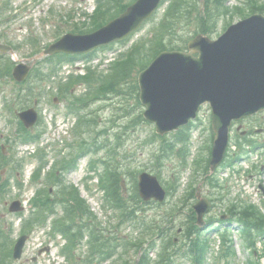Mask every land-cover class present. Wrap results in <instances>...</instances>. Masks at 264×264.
<instances>
[{"label":"rangeland","instance_id":"obj_1","mask_svg":"<svg viewBox=\"0 0 264 264\" xmlns=\"http://www.w3.org/2000/svg\"><path fill=\"white\" fill-rule=\"evenodd\" d=\"M1 1L2 0H0V8ZM7 1L10 2V11L7 12L4 16L3 13L0 14L1 18L3 17L0 20V34H2L3 37L1 42L15 46L17 48L15 52L17 60L15 61L16 63L25 61L28 64L34 66L37 65L38 61L40 60L38 63L39 65L42 59H39L40 54L32 56V49L28 44L29 38H39L41 47L45 48V46L57 41L58 37H61L62 35H65L67 33H71L77 22L79 24H83L86 20L84 15L92 14L94 9L96 8L95 0H41V8H35L34 12L27 11L25 13H22L18 17L13 18L10 15L14 13V10L17 8H24L25 4L22 3L30 0ZM241 2H244V0H229L228 6L231 8L240 6ZM260 2L264 3V0H260ZM111 6L113 7V5ZM163 11L164 10H160L154 21H151L144 25L139 32L137 31L136 35L132 36L130 42L126 44H116L111 50L106 51L105 53L115 52L116 55H118L122 51H125L126 48L133 44L135 41L139 40L141 37L146 36L150 28L159 21L163 14ZM70 15L73 17L70 18ZM231 16L234 17L232 20L229 19ZM240 20V16L235 13L229 14L228 17H222L219 20L218 28L216 29L215 33L211 34L210 37H212L213 39H217L225 31L224 27L226 21V25H228L231 22L236 23ZM186 22H189V24L183 23V20L181 19L176 31V35H169V37L176 38L174 41L176 42V44L179 43L178 36L184 35L186 37L188 36L186 30L189 32H194V30L197 28L196 23L192 18H187ZM58 30L60 33L59 35H56ZM169 37L166 42H170ZM34 43L35 41H33V44ZM101 54H104V52H98L96 57H94V60L101 56ZM145 55L148 59L153 58V54L151 51H146ZM69 65V70L75 71L76 65ZM90 65L92 67L98 68L100 71H104L105 69L100 68L99 66H94L96 65V63H94L93 61L90 63ZM59 76L60 75H57L56 79H53V77L52 79L48 78L41 82V84L44 85L47 90H53V92H56V90L53 88L57 87ZM62 76L63 79H65L68 76L67 71H64V74ZM3 85L4 89L0 93V131H2L4 137L11 135L14 132V129H16L15 122L12 124V126H8L9 124H7V119L10 118V116L5 114L4 109V100H7L6 96L13 94V90L14 88H16V86L10 80L7 82V84ZM78 90L79 92L85 91V86H79ZM136 96L137 93L135 94L132 91V83H130L125 87L123 95L116 97L117 99L115 97L110 99H102L99 100L100 102H96L93 105V109L98 111L97 115L99 116V123L94 131L92 133H88L86 136L88 139H93L99 131H106L98 138L99 145H106L104 146V149H102L94 157L101 158L105 162H109V164L111 165L115 162H118L121 166H123L124 169L122 170L126 172L146 169L155 174L160 173L161 180L166 187L170 186L172 182H177L176 187L177 189H179L180 184V190L177 195L169 197L167 203L162 207H158L157 204L146 207V213L149 215H153L157 212H163L165 209H167V207L178 206V210L182 208L180 213H178L179 220L181 224L186 225V223H188V210L190 204L193 205L194 203H196V200H192L189 202V204L183 207L181 200L182 198H184L187 187H189V185L193 183V186L197 189V192L201 191L205 197H208L210 196V194L214 193V191L211 192L209 190V187L205 183H203L201 171L200 174L196 176L193 172V162L198 158L205 159L208 156V153H206L205 150L200 151V146L203 143V140L201 141L200 139H198V146L196 148L193 146L192 157L189 159L188 166L182 165L181 160L177 158L173 153L172 155L163 156V146L166 141L155 137L156 130L154 125L148 122L134 123L137 117L144 111V107L138 104ZM51 101L52 97H48L43 100L40 106L42 118L40 120V125L35 128L36 131L41 130L42 132H44L43 141L40 147H47L50 156V165L54 164V162L59 159L57 155L61 148L65 150L64 154H69L72 150L69 144L72 143V140H74L75 138L73 130L77 121L76 116L67 115L66 101H60L56 105L52 104ZM84 113H88V111H85ZM63 121L65 122V125L68 126V128L64 131H61V127H59V124ZM249 123L245 124L246 129L251 128V125L249 126ZM256 128L259 127L256 126ZM49 133L50 135H48ZM197 134L198 133L194 134L193 140L197 139ZM203 136L204 139L208 141L209 133H204ZM167 137L169 142L173 141V134H170ZM260 138L261 137L258 136V139ZM194 142L197 143V140ZM67 145L70 148H67ZM32 150L33 149H29L27 146H21L17 148V152L19 153L18 156L26 157L27 160H29L23 181L25 189L22 192L15 189L11 198L6 199L4 202L0 201L1 209L8 208V205L13 200L18 199V197H15L16 194H18V196L20 195L19 199L23 201H28L35 195L36 187H30L31 177L29 176L37 168L39 162L37 159L29 158L30 154L35 151ZM160 157L161 159L158 160V158ZM92 158V155H88L86 158L82 159L80 161L79 170L68 175L67 181L74 184L76 181H78L81 175L82 178L88 176V164ZM261 159L262 157L260 155L257 158V156L253 154L250 160L244 159L240 164H238V166H240L239 168L242 169L241 175L238 176L239 181L236 182L235 177H233V179H229L227 187L230 188V190H228V193L230 194L226 195L224 201L216 203L214 210L208 216L209 219L213 217L215 220H217L220 215L226 214V209L231 203L238 204L241 201H248L255 204V183H258V185L260 183L264 185V171L260 173L259 171H256L253 166L262 164ZM97 167L103 170L105 166L100 164ZM48 170L49 167L47 170H45L44 174H46ZM257 173H259V176H255ZM3 174L6 175L7 172L4 171ZM229 174V169H222L218 174V177L223 182L222 179L227 180V178H230L228 177ZM122 181L126 185L125 192L127 196L129 195V189H132L131 176L125 175ZM79 184L81 188H83V195L86 197V199H88L92 210L100 218L102 227L107 230L108 236H131L134 238L140 237V233L136 230L133 231L128 224L122 226L119 229L115 227V225L118 224L119 220L116 218L117 213L114 214L113 210H111L112 208L108 206L105 207L103 201V193L99 191L97 187V180H87L86 177L83 178ZM88 187L90 189H88ZM179 197L181 198L180 201H178ZM262 197V193H258V198H256L257 202H262ZM27 211H29V206L27 207ZM1 213L2 211L0 210V214ZM5 218H7L8 221H13L15 223L16 229L19 228V224L21 222L18 218L10 215L5 216ZM214 224L216 226V223ZM227 227L231 228V232H234L235 234L233 238L237 255L236 258L230 261V264H247L248 260L250 259L252 250H248L246 247H244L242 240L238 234V224L236 222H233L231 226L222 225V230L220 232L225 230ZM220 232H217V229H214L203 234V237L207 238L210 243L207 264H227V260L225 258H219V252L222 248L221 239H219ZM61 244H63V240H60L59 237L56 239L53 237H49L45 230H39L29 238V241L25 248L23 259L20 262H16L15 264H63L62 259L60 260L59 258V250L61 248ZM45 246H49L51 248V251L39 255L38 251L40 250V248H43ZM83 247H86V245ZM257 248L258 249L256 254L258 256V254L264 252V240L261 243H257ZM82 252L83 250L78 251L79 256L82 254ZM137 255V253L130 251L126 256V259L130 262H133L138 258ZM35 257L37 258V261L33 262V258ZM111 261L112 263L106 264H124L120 259H112ZM256 261L257 259L255 258V262ZM175 264L192 263L186 258L178 257L175 261Z\"/></svg>","mask_w":264,"mask_h":264},{"label":"water","instance_id":"obj_2","mask_svg":"<svg viewBox=\"0 0 264 264\" xmlns=\"http://www.w3.org/2000/svg\"><path fill=\"white\" fill-rule=\"evenodd\" d=\"M161 0H139L121 18L93 35H68L48 53L86 52L122 38L149 17ZM190 53L164 52L140 75L141 101L147 107L145 117L156 124L160 134L186 125L199 108L210 103L217 134L213 151V169L221 162L233 121L264 110V16L254 15L231 26L217 41L198 36ZM199 53L200 57L194 54ZM27 125L37 116L24 114ZM144 198L163 200L165 192L156 178L143 174L140 182ZM209 204L204 200L195 208L202 223Z\"/></svg>","mask_w":264,"mask_h":264},{"label":"trees","instance_id":"obj_3","mask_svg":"<svg viewBox=\"0 0 264 264\" xmlns=\"http://www.w3.org/2000/svg\"><path fill=\"white\" fill-rule=\"evenodd\" d=\"M122 1V0H119ZM196 1L199 0H179L176 2V4L173 6V9L171 10L170 16L168 18V22L166 24L167 31H163L162 35L164 36L165 33L167 32H172L175 29V25L178 23L179 18L181 17L182 19H187L189 17L193 18L194 12L196 17L201 15L200 12L197 11L196 7L197 5H191L194 4ZM205 2V14L210 15V13H216L217 16L220 15L222 12L227 11V7L225 6L226 0H204ZM122 8H125L123 6ZM256 10L264 12V5H260L256 7ZM108 12V11H106ZM202 21V32H207L210 30V28L205 27L206 26V21L201 17ZM98 23H103L102 20ZM100 27V26H99ZM156 54L161 52L162 50L166 49L167 45L165 44L164 40L158 41L156 44ZM139 64V55H132L130 56L125 62H122L120 64L119 69L117 70V73L114 75L113 82L111 83L112 85H120L123 83L122 81L126 80L128 75L133 71V69ZM113 87V86H112ZM178 142L183 144V148L188 147V142H189V133L186 130L181 131L178 134ZM182 148V149H183ZM179 150L183 151L182 155L184 158L186 157V150ZM179 154V153H178ZM119 179L117 175H113L110 180V194L111 197L119 208H125V201L121 198L120 193H119ZM190 196L194 195V193L189 194ZM138 198V196H137ZM81 201L76 199V205L81 208ZM233 209V208H232ZM234 215H240L241 216V221L243 224L244 228V234L243 236L250 241L252 240L253 234L255 233V230H261L264 227V219L261 217V214L257 212L256 210H241L238 211L236 210V207L233 209ZM193 232L192 231H186L185 232V237L190 240L191 242V251L194 254V259L197 264H204V255L206 252V248L204 249L201 247V244L196 240L193 239ZM162 257L167 260L170 255L165 251V255H162ZM164 259L162 263L164 262ZM148 260L143 259L141 264H147Z\"/></svg>","mask_w":264,"mask_h":264}]
</instances>
